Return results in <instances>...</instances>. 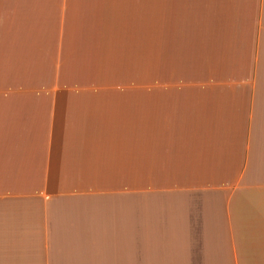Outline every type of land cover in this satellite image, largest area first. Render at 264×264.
<instances>
[{"label":"crops","instance_id":"crops-1","mask_svg":"<svg viewBox=\"0 0 264 264\" xmlns=\"http://www.w3.org/2000/svg\"><path fill=\"white\" fill-rule=\"evenodd\" d=\"M0 264H264V0H0Z\"/></svg>","mask_w":264,"mask_h":264},{"label":"rangeland","instance_id":"rangeland-1","mask_svg":"<svg viewBox=\"0 0 264 264\" xmlns=\"http://www.w3.org/2000/svg\"><path fill=\"white\" fill-rule=\"evenodd\" d=\"M152 74H153V69L152 68H147L146 69V79L147 81H151L152 80ZM148 91V90H147ZM150 94H148L146 92V96H149Z\"/></svg>","mask_w":264,"mask_h":264}]
</instances>
